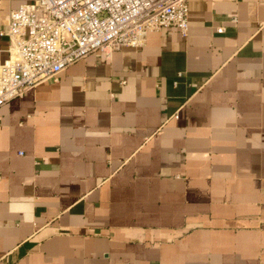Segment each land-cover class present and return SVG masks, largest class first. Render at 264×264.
<instances>
[{"label":"crops","instance_id":"0c3cea01","mask_svg":"<svg viewBox=\"0 0 264 264\" xmlns=\"http://www.w3.org/2000/svg\"><path fill=\"white\" fill-rule=\"evenodd\" d=\"M187 19L0 105V264H264V0Z\"/></svg>","mask_w":264,"mask_h":264},{"label":"built area","instance_id":"2783aa9c","mask_svg":"<svg viewBox=\"0 0 264 264\" xmlns=\"http://www.w3.org/2000/svg\"><path fill=\"white\" fill-rule=\"evenodd\" d=\"M188 0H30L12 8L1 35L0 105L94 49L142 46L149 31L188 30ZM218 26V31H223Z\"/></svg>","mask_w":264,"mask_h":264}]
</instances>
